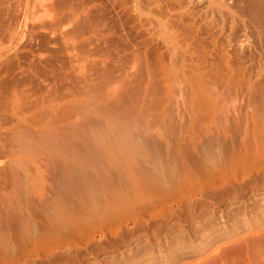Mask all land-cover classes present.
I'll return each mask as SVG.
<instances>
[{"label": "bare ground", "instance_id": "1", "mask_svg": "<svg viewBox=\"0 0 264 264\" xmlns=\"http://www.w3.org/2000/svg\"><path fill=\"white\" fill-rule=\"evenodd\" d=\"M68 1L26 0L18 30L0 20V264H138L186 244L179 209L212 214L197 233L264 202V68L207 51L193 22L202 56L177 63V34ZM207 139L222 151L202 157Z\"/></svg>", "mask_w": 264, "mask_h": 264}, {"label": "rangeland", "instance_id": "2", "mask_svg": "<svg viewBox=\"0 0 264 264\" xmlns=\"http://www.w3.org/2000/svg\"><path fill=\"white\" fill-rule=\"evenodd\" d=\"M32 1L42 4L45 1L54 0ZM74 1L83 6L87 4V7L93 6L94 8L96 5L95 8H102L101 10L106 12L110 20L118 22L120 19L119 24L127 25L128 23L130 26L134 24L139 28H137L138 30L152 31V34L158 36L159 39L164 33L177 34L176 41L174 40L177 63H181L182 60L190 63L191 58L196 60L202 53L196 50L197 47L195 48L187 36L189 25L194 23L195 27L201 28L200 40L202 41L200 42L203 43L202 46L207 51L216 53L219 50L217 47H224L227 52L233 55L238 68H246L252 72L264 68V0H69L68 2L77 5ZM25 2L26 0H4V2L2 0L0 20L3 19L6 23L9 21L10 24L8 23L6 26L10 25L12 29L18 30L20 22L22 23V17L17 16V11L18 14L21 13L20 10L26 4ZM127 15H130L131 18ZM132 18L134 21L131 20ZM121 19L124 20L121 21ZM125 20L128 22H123ZM158 26L159 28H157ZM5 38L7 39V36L2 35V41H5L2 43V47L8 45ZM25 40L23 44H28L29 42ZM154 44L161 48L159 49L161 53L164 49H162V42L155 40ZM164 52L165 50L162 53ZM211 52L209 53L212 55ZM164 55L168 63V57L166 54ZM173 124H171L173 126L167 127L168 129L166 128L165 136H176L179 123L176 121ZM215 142V140L207 139L199 145L198 150L202 157H212L217 154V151H222L218 142ZM191 187L198 189L199 186L196 183ZM219 191L214 189L212 192L215 194L213 193V195L217 197ZM212 192L210 197H200L201 201L190 200L191 208L197 205V209H200L209 203L208 201L213 200ZM200 194L198 193L199 196H201ZM194 210L196 209L194 208ZM189 214L191 213L184 208L179 209L176 218L173 217L168 222V225H171L174 221H178L176 234L182 230L191 233V236L185 239V245H177L181 239L176 238L162 251H154L155 259L151 256L138 264H264V202L259 206L234 210L230 214H225L224 217L208 220L206 226L204 225L197 233L193 231L194 227L201 225L212 214H203L201 223H196L195 220H192L194 222L187 221ZM136 260L137 258L132 259V261ZM130 261H122L119 264H130ZM133 264H137V262Z\"/></svg>", "mask_w": 264, "mask_h": 264}]
</instances>
